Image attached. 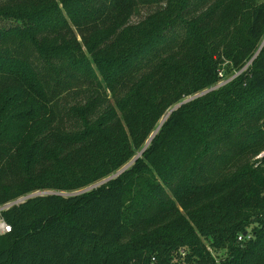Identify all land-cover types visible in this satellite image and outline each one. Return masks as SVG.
I'll list each match as a JSON object with an SVG mask.
<instances>
[{
	"label": "trees",
	"instance_id": "16d2710c",
	"mask_svg": "<svg viewBox=\"0 0 264 264\" xmlns=\"http://www.w3.org/2000/svg\"><path fill=\"white\" fill-rule=\"evenodd\" d=\"M263 152L264 0H0V264H264Z\"/></svg>",
	"mask_w": 264,
	"mask_h": 264
},
{
	"label": "water",
	"instance_id": "95a60500",
	"mask_svg": "<svg viewBox=\"0 0 264 264\" xmlns=\"http://www.w3.org/2000/svg\"><path fill=\"white\" fill-rule=\"evenodd\" d=\"M215 88V87H214ZM211 89H213V88H211ZM210 89V90H211ZM209 90H206V91H204V92H202V93H200V94H197L196 96H199V95H202V94H204V93H206V92H208ZM196 96H194V97H196ZM193 97V98H194ZM190 99H192V98H189V99H187V100H184V101H182L181 103H179V104H177L175 107H173L169 112H168V114L165 116V118L162 120V122H161V124L164 122V120L167 118V116L174 110V109H176V108H178L181 104H183V103H185V102H187V101H189ZM161 124L159 125V127L161 126ZM159 127H158V129H159ZM157 129V130H158ZM156 130V131H157ZM156 131L152 134V136L150 137V139L148 140V143L150 142V140L153 138V136H154V134L156 133ZM144 149H145V147L143 148V150L142 151H144ZM142 151L131 161V162H129V164H127L124 168H122L121 170H119L116 174H114V175H112V176H110V177H108V178H106V179H104V180H102L101 182H99V183H97V184H95V185H93V186H90L89 188H87V189H85V190H83V191H86V190H89V189H92L93 187H96V186H98L99 184H102V183H104V182H106V181H108V180H110V179H112V178H114V177H116V176H118L122 171H124V169H126L138 156H140V154L142 153ZM49 193H56V192H50L49 191ZM48 193V194H49ZM44 193H42V195H43ZM33 196H36V194H30V195H28V196H25L24 198H21V199H19V200H17V201H15V202H12L11 203V205L12 204H19V203H21V202H24L26 199L25 198H30V197H33ZM24 199V200H23Z\"/></svg>",
	"mask_w": 264,
	"mask_h": 264
},
{
	"label": "built area",
	"instance_id": "2783aa9c",
	"mask_svg": "<svg viewBox=\"0 0 264 264\" xmlns=\"http://www.w3.org/2000/svg\"><path fill=\"white\" fill-rule=\"evenodd\" d=\"M13 205V204H12ZM11 206V203L0 205V234H5L10 232L12 226L10 223L7 222L5 219L3 212ZM241 238V236H240Z\"/></svg>",
	"mask_w": 264,
	"mask_h": 264
},
{
	"label": "rangeland",
	"instance_id": "374dc122",
	"mask_svg": "<svg viewBox=\"0 0 264 264\" xmlns=\"http://www.w3.org/2000/svg\"><path fill=\"white\" fill-rule=\"evenodd\" d=\"M144 12H145V10H143L142 11V15H138V16H136V17H134V20H138L141 16H143L144 15ZM221 74V73H220ZM222 75V74H221ZM236 75V74H235ZM235 75L233 76V77H235ZM223 77H224V75H222ZM232 77V78H233ZM232 78H230V79H232ZM229 79V80H230ZM228 80H225V79H223V80H221L220 81V83L221 84H224L225 82H227ZM220 84V85H221ZM189 98H191V97H189ZM188 98V99H189ZM264 153V152H263ZM49 191L50 192H52L51 190H46V191H35V192H32V193H29V194H27V195H23V196H20V197H18V198H16L15 200H12V201H9L10 203H12V202H15V201H17V200H19V199H21V198H24L25 196H28V195H30V194H36V195H40V194H42V193H44V194H48L49 193ZM25 199H28V198H25ZM24 200V199H23ZM7 204V203H6ZM174 261H176L177 260V256L176 255H174V259H173Z\"/></svg>",
	"mask_w": 264,
	"mask_h": 264
}]
</instances>
